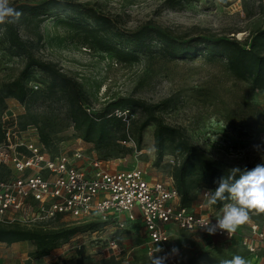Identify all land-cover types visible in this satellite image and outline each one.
Instances as JSON below:
<instances>
[{
    "label": "rangeland",
    "instance_id": "1",
    "mask_svg": "<svg viewBox=\"0 0 264 264\" xmlns=\"http://www.w3.org/2000/svg\"><path fill=\"white\" fill-rule=\"evenodd\" d=\"M46 1L11 0V3L35 6ZM60 1L92 6L127 30L151 22L174 36L226 37L246 44L264 29V0ZM68 15L71 14L67 11L49 17L38 30L34 29V23H28L19 26L18 31L36 59L54 64L80 85L91 112L108 111L126 119L128 107L122 105L123 100H141L151 106L165 102L157 116L164 124L179 129L190 144L213 160L230 168L264 163V91H253L248 82L234 78L219 60L207 61L203 57L168 60L148 53L140 54L136 61L120 62L81 45L79 34L67 25ZM3 48L0 41V85L14 80L24 67L23 58L7 54ZM152 48L155 50V46ZM35 75L42 80L39 73ZM6 107L20 123L34 120L38 126H46L56 151L81 149L86 155L107 162L110 170L142 169L152 181H164L170 174L171 161L175 159L172 147L156 165L154 126L140 131L143 115L138 110L128 117L123 132L130 141L98 151L73 130L63 101L40 99L25 106L6 100ZM138 135L141 142L136 146ZM201 193V190L194 193L195 205ZM250 221L264 230V214L252 213ZM90 225L94 228H89ZM47 227L76 232L68 241L52 245L48 255L41 258L36 257L34 247L28 243L0 244V264H151L146 235L139 223L118 235H112L109 229L93 235L92 231L100 227L94 223L51 222ZM237 231L239 235L247 234V227L239 226ZM113 236L120 246L116 256L105 252ZM234 254L244 256L250 264H264V252L248 254L238 243V237L225 241L181 231L174 232L166 251L154 256H167L166 264H218Z\"/></svg>",
    "mask_w": 264,
    "mask_h": 264
},
{
    "label": "trees",
    "instance_id": "2",
    "mask_svg": "<svg viewBox=\"0 0 264 264\" xmlns=\"http://www.w3.org/2000/svg\"><path fill=\"white\" fill-rule=\"evenodd\" d=\"M14 7L21 12V16L15 23L0 25V41L7 54L24 59V67L14 80L0 85V121L3 114L8 112L6 100H14L26 106L40 99L56 98L66 105L68 120L79 138L100 151L120 146L121 142L129 139L123 132L127 128L128 117L138 110L143 115L140 131L154 126L152 138L156 165L161 163L166 150L172 147L177 163L170 169V175L182 206L189 208L194 205V193L197 190L215 189V181L227 175L230 167L210 158L190 144L179 129L164 124L157 116L165 102L151 106L141 100H123L122 105L128 107L126 119L108 111L100 114L91 112L80 85L54 64L36 59L30 46L20 37L18 27L34 23V29L38 30L49 17L68 11L71 15L67 16V25L79 34L81 45H88L100 53L109 54L120 62L136 61L140 54L148 53H155L161 59L168 60L190 61L198 57L207 61L219 60L224 63L230 75L248 82L253 91H264V29L252 36L248 43L241 44L226 37L174 36L151 22L127 30L116 19L92 6L69 1L48 0L35 6L23 4ZM153 46L155 50H152ZM36 73H39L41 81L36 78ZM33 85L37 87L36 90L32 88ZM122 112L124 111L121 114ZM18 123L21 129L33 125L40 143L50 152L56 151L53 149L54 142L48 137L46 126H38L34 120ZM3 137L0 122V142ZM140 142L141 136L138 135L136 146ZM256 165L251 163L239 167L251 170ZM221 207L218 204L212 208L219 210ZM89 228L93 229L94 226L90 225ZM75 232L76 230H56L49 227L27 229L16 224H0V244L28 243L34 247L36 257L41 258L48 255L52 245L59 241H68Z\"/></svg>",
    "mask_w": 264,
    "mask_h": 264
},
{
    "label": "built area",
    "instance_id": "3",
    "mask_svg": "<svg viewBox=\"0 0 264 264\" xmlns=\"http://www.w3.org/2000/svg\"><path fill=\"white\" fill-rule=\"evenodd\" d=\"M0 122L4 134L0 142V224L33 229L48 228L51 222L94 223L100 227L93 235L101 229L118 235L139 223L150 257L156 247L162 251L153 255L166 251L175 231L225 241L238 237L248 254L264 252V230L251 221L244 224L247 234L236 231L230 237L219 230L210 235L200 226L208 217L215 224L220 210L205 206L202 193L206 189L201 190L196 205L184 207L170 174L164 181H152L142 169L110 170L107 162L81 149L50 152L40 143L36 128L21 129L9 111ZM171 163L173 167L177 162L173 159ZM109 251L112 256L120 252L114 236L105 248Z\"/></svg>",
    "mask_w": 264,
    "mask_h": 264
},
{
    "label": "clouds",
    "instance_id": "4",
    "mask_svg": "<svg viewBox=\"0 0 264 264\" xmlns=\"http://www.w3.org/2000/svg\"><path fill=\"white\" fill-rule=\"evenodd\" d=\"M20 16L21 12L12 5L11 0H0V25L15 23ZM215 183V189H206L202 193L206 207L222 205L215 215V224L211 223L209 217L200 224L210 235L219 230L227 232L230 237L239 226L250 222L252 213L264 214V163L257 164L251 170L240 167L228 169L227 175ZM161 251L156 247L153 253ZM153 253L151 264H166L167 256H154ZM218 264H250V261L234 254Z\"/></svg>",
    "mask_w": 264,
    "mask_h": 264
}]
</instances>
